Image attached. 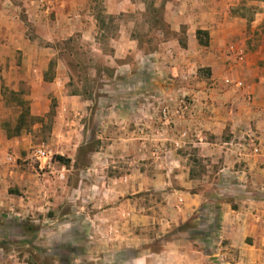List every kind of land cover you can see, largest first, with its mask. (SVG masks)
<instances>
[{
	"label": "rangeland",
	"instance_id": "obj_1",
	"mask_svg": "<svg viewBox=\"0 0 264 264\" xmlns=\"http://www.w3.org/2000/svg\"><path fill=\"white\" fill-rule=\"evenodd\" d=\"M174 2L57 0L41 22L18 10L38 59L17 90L1 89L0 264L264 262L242 249L237 228L234 246L214 251L231 240L218 234L222 206L210 197L184 218L190 194L219 191L210 186L218 164L202 156L208 146L187 116L159 115L209 75L193 60L178 75L187 36L165 20ZM234 2L248 18L264 9V0ZM40 146L49 159L36 158Z\"/></svg>",
	"mask_w": 264,
	"mask_h": 264
},
{
	"label": "crops",
	"instance_id": "obj_2",
	"mask_svg": "<svg viewBox=\"0 0 264 264\" xmlns=\"http://www.w3.org/2000/svg\"><path fill=\"white\" fill-rule=\"evenodd\" d=\"M20 1L23 2L21 7L9 0H0V114L4 107L1 89L12 85L17 90L21 80H25L27 70L30 73L31 68H37L38 56L27 49L29 41L24 39L18 10L25 8V13L41 22L46 12L55 9L53 2H57L46 0L51 7L44 9L35 1ZM261 5H254L258 8L254 7L253 17L248 18L236 13L238 8L234 0H179L172 3L177 13L175 17L165 19L174 31L181 25L186 27L187 47L179 48V58H182L179 77H188L187 64L192 60L198 68H208L209 75L200 78L196 82L199 87L191 90L195 111L187 116L191 122L187 131H192L194 126L200 145L208 146L202 149L205 155L200 154L210 156V161L218 164L210 186L219 191L213 189L214 195L190 194L189 209L184 218H188L190 211L206 197L217 201V205L222 206L218 234L226 232L227 240H231L218 243L214 251L220 253L221 249L234 246L229 237L230 227L241 231L240 243L244 247L239 244L238 248L259 255L264 253V9L261 10ZM116 6L115 3L113 11L122 10ZM196 30L208 33L207 46L198 44ZM226 78L230 79V85L224 83ZM236 84L241 86L236 87ZM205 104L209 108L202 110ZM1 118L0 115V123ZM181 123L188 125L185 121ZM249 133L258 138L257 155L242 153L233 146L236 139L245 138ZM5 143L6 137L0 128V150L4 149ZM220 193L225 197L222 198ZM232 201L237 207H231ZM212 253V256L219 255ZM217 260L214 264H232Z\"/></svg>",
	"mask_w": 264,
	"mask_h": 264
},
{
	"label": "built area",
	"instance_id": "obj_3",
	"mask_svg": "<svg viewBox=\"0 0 264 264\" xmlns=\"http://www.w3.org/2000/svg\"><path fill=\"white\" fill-rule=\"evenodd\" d=\"M224 83L230 85L231 81L230 79L226 78L224 80ZM236 85H235L236 87L241 86V84H236ZM248 100L251 101L249 97ZM208 108H209L208 104H205L201 107L202 110H207ZM194 111H195L194 99L192 97L191 98L188 97L187 95H183L177 101L174 107H170L168 105L164 106L159 111V115L161 118H163L164 121L173 122L175 118L190 116V114H193ZM236 145L237 148L242 152L244 151L252 155H257L259 153V144L257 142V138L252 133H249L245 138H243L242 142H238L236 143ZM34 155L39 160L40 159L47 160L50 158L49 152L43 146L37 147L34 150Z\"/></svg>",
	"mask_w": 264,
	"mask_h": 264
},
{
	"label": "trees",
	"instance_id": "obj_4",
	"mask_svg": "<svg viewBox=\"0 0 264 264\" xmlns=\"http://www.w3.org/2000/svg\"><path fill=\"white\" fill-rule=\"evenodd\" d=\"M195 37H196V39L198 41V44L203 45V46H207L208 45V40L209 39H208V33L206 31L196 30ZM33 233L36 234L34 230H33Z\"/></svg>",
	"mask_w": 264,
	"mask_h": 264
}]
</instances>
